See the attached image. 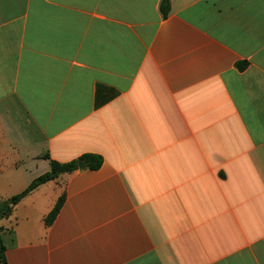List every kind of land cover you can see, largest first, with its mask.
I'll list each match as a JSON object with an SVG mask.
<instances>
[{
    "label": "crops",
    "instance_id": "0c3cea01",
    "mask_svg": "<svg viewBox=\"0 0 264 264\" xmlns=\"http://www.w3.org/2000/svg\"><path fill=\"white\" fill-rule=\"evenodd\" d=\"M161 2L0 0V200L103 158L0 221L7 264H264V0Z\"/></svg>",
    "mask_w": 264,
    "mask_h": 264
},
{
    "label": "trees",
    "instance_id": "16d2710c",
    "mask_svg": "<svg viewBox=\"0 0 264 264\" xmlns=\"http://www.w3.org/2000/svg\"><path fill=\"white\" fill-rule=\"evenodd\" d=\"M160 10L164 16H166L169 13L170 10V4L169 0H162L160 4ZM242 68V65H241ZM83 163V167H79V163ZM103 164V158L99 155L95 154H86L81 156L80 158L67 162V163H59L56 161L51 162V168L50 171L39 176L38 178L34 179L30 185L23 190L21 193L13 196L9 200L1 201L0 200V221L4 218H8L14 211V208L16 205L28 194H30L32 191L37 189L42 184H45L49 181L57 179L60 175L65 173L74 172L79 169H89V170H97L99 169ZM64 198L61 197L55 208L52 210V212L48 215L46 222L48 224L52 223L53 220L56 218ZM1 231V228H0ZM5 247L3 245V242L0 237V258L4 264H7L5 259Z\"/></svg>",
    "mask_w": 264,
    "mask_h": 264
},
{
    "label": "water",
    "instance_id": "95a60500",
    "mask_svg": "<svg viewBox=\"0 0 264 264\" xmlns=\"http://www.w3.org/2000/svg\"><path fill=\"white\" fill-rule=\"evenodd\" d=\"M79 167H83V163L82 162L79 163Z\"/></svg>",
    "mask_w": 264,
    "mask_h": 264
}]
</instances>
